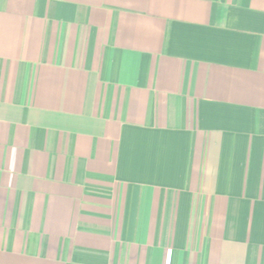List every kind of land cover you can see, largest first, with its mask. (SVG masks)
Here are the masks:
<instances>
[{"label": "crops", "instance_id": "0c3cea01", "mask_svg": "<svg viewBox=\"0 0 264 264\" xmlns=\"http://www.w3.org/2000/svg\"><path fill=\"white\" fill-rule=\"evenodd\" d=\"M0 264H264V0H0Z\"/></svg>", "mask_w": 264, "mask_h": 264}]
</instances>
